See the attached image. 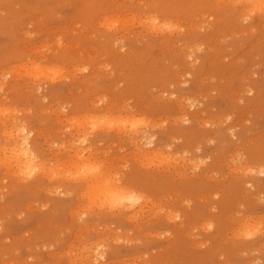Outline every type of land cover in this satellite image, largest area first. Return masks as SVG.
<instances>
[{
  "label": "rangeland",
  "instance_id": "1",
  "mask_svg": "<svg viewBox=\"0 0 264 264\" xmlns=\"http://www.w3.org/2000/svg\"><path fill=\"white\" fill-rule=\"evenodd\" d=\"M263 168L250 0H0V264H264Z\"/></svg>",
  "mask_w": 264,
  "mask_h": 264
},
{
  "label": "bare ground",
  "instance_id": "2",
  "mask_svg": "<svg viewBox=\"0 0 264 264\" xmlns=\"http://www.w3.org/2000/svg\"><path fill=\"white\" fill-rule=\"evenodd\" d=\"M243 1H247V0H243ZM240 2H241V0H240ZM247 3V2H246ZM250 5H252V7L253 8H255V10L257 9L258 11H260V13L261 12H264V0H250ZM250 9V8H249ZM249 9H248V11H249ZM254 10V9H253ZM150 21V20H149ZM152 21V20H151ZM33 72V71H32ZM124 117H126V116H124ZM128 117V116H127ZM187 117V116H186ZM185 117V118H186ZM120 118H122V117H120ZM104 119V118H103ZM116 119V118H115ZM107 120H110V118L109 119H107ZM183 120H185V119H183ZM114 121H116V120H114ZM119 121H121V120H119ZM122 122V121H121ZM6 122H3V124H5ZM125 123V122H124ZM133 124H134V122H133ZM138 124V123H137ZM142 124V123H141ZM6 126V125H5ZM128 126V125H127ZM136 126H139V125H136ZM130 127H132V128H134L135 127V124L133 125V126H130ZM17 129V128H16ZM122 128H120V130H121ZM125 130V129H124ZM134 130H136V129H133V131ZM131 132H132V130H130ZM129 131V132H130ZM16 132V134H14ZM121 132H123V130L121 131ZM128 132V131H127ZM28 134H30V131H28L27 130V128L26 127H20L19 129H17V130H15V128H14V130H13V140L14 139H16V141H15V144L13 145V147L10 149V156L8 157V159H12V161H13V163H14V167H15V171H16V173H17V176H19V177H28V176H32V174H36V173H38V171H40L41 169H42V167H43V165L44 164H42V163H38L36 160H38V156H37V154L32 150V148H31V142H29L28 140H27V137H26V135H28ZM157 153V152H156ZM159 154H160V152H158ZM158 155V154H157ZM159 157V156H158ZM85 160V159H84ZM91 167H92V165H91ZM94 167V166H93ZM97 167V166H96ZM99 167V166H98ZM97 167V168H98ZM92 169V168H91ZM95 170V169H94ZM99 170V169H98ZM101 170V169H100ZM96 171H97V169H96ZM88 172L89 171H87V173H84L83 172V174H85L83 177H85L86 176V174H88ZM91 172H92V170H91ZM95 172V171H94ZM99 173H101V171L100 172H97L96 173V176H95V173H94V178H90V179H93L92 180V183L90 182V185H89V187H87V185H85L86 187H87V190L86 191H88V192H90V193H92L95 197H96V199L97 200H100V201H103V202H107V201H110L109 202V207H113L114 209H115V207L113 206V205H115V206H117V205H119L121 202H120V200H124V201H126V200H130L131 199V197L134 195V192L132 193V195H131V197L128 195L129 193H124V191H121L122 189L121 188H119L118 189V187H116V186H114L112 183L114 182H110V180H111V178H109V177H107V175L106 174H103V173H101V174H99ZM260 173H264V168L263 169H261L260 170ZM82 174V173H81ZM89 175V174H88ZM92 175V177H93V174H91ZM106 175V176H105ZM90 176V175H89ZM90 179H89V181H90ZM110 179V180H109ZM87 180V179H86ZM115 183V182H114ZM117 185V184H116ZM88 188L90 189V191L88 190ZM86 189V188H85ZM125 191H127V190H125ZM87 192V193H88ZM86 193V194H87ZM89 193V194H90ZM137 194V193H136ZM135 194V195H136ZM89 196H91V195H89ZM94 196H92V197H94ZM94 197V198H95ZM133 198V197H132ZM135 198H140L138 195L136 196V197H134V200H135ZM91 200H93V199H91ZM138 200V199H137ZM140 200H141V198H140ZM119 202V203H118ZM92 203H95V202H92ZM97 203V202H96ZM101 203V202H100ZM123 203V202H122ZM133 202H131V204H130V206H132V205H135V202H134V204H132ZM141 202H139V204H140ZM102 205L103 204H105L106 205V203H101ZM108 204V203H107ZM137 204V203H136ZM124 205V204H123ZM142 205L143 204H141V207H142ZM97 207H99V206H101L100 204H99V206L98 205H96ZM120 207L122 206V204L121 205H119ZM128 206V205H127ZM130 206H128L129 208H131ZM140 206V205H139ZM139 206H138V208H139ZM145 206V205H144ZM102 207H104V206H102ZM146 207V206H145ZM101 208V207H100ZM111 208H109V209H111ZM122 208V207H121ZM124 208H125V206H124ZM132 208H133V206H132ZM134 208H135V206H134ZM119 209V208H118ZM127 209V208H126ZM142 209V208H141ZM138 210V209H137ZM111 211V210H110ZM123 211V210H122ZM126 211V210H125ZM112 212V211H111ZM92 247V246H91ZM90 247V248H91ZM98 247V246H97ZM83 250V249H82ZM96 251V250H95ZM90 252V251H89ZM88 252V253H89ZM96 253V252H95ZM96 254H98V253H96ZM98 257H104L103 256V254H99L98 256H95V259H97Z\"/></svg>",
  "mask_w": 264,
  "mask_h": 264
}]
</instances>
